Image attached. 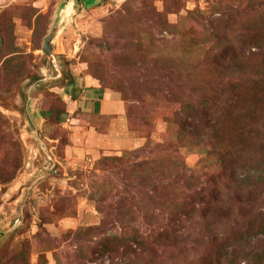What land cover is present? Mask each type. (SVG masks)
Here are the masks:
<instances>
[{
	"label": "rangeland",
	"instance_id": "obj_1",
	"mask_svg": "<svg viewBox=\"0 0 264 264\" xmlns=\"http://www.w3.org/2000/svg\"><path fill=\"white\" fill-rule=\"evenodd\" d=\"M89 2L0 0V264H264V0Z\"/></svg>",
	"mask_w": 264,
	"mask_h": 264
},
{
	"label": "water",
	"instance_id": "obj_2",
	"mask_svg": "<svg viewBox=\"0 0 264 264\" xmlns=\"http://www.w3.org/2000/svg\"><path fill=\"white\" fill-rule=\"evenodd\" d=\"M52 42H53V38L52 37H48L46 39V42H45L44 51L49 56L52 54V50H51V43Z\"/></svg>",
	"mask_w": 264,
	"mask_h": 264
},
{
	"label": "trees",
	"instance_id": "obj_3",
	"mask_svg": "<svg viewBox=\"0 0 264 264\" xmlns=\"http://www.w3.org/2000/svg\"><path fill=\"white\" fill-rule=\"evenodd\" d=\"M89 3H94V0H90V2ZM64 14V13H63Z\"/></svg>",
	"mask_w": 264,
	"mask_h": 264
}]
</instances>
